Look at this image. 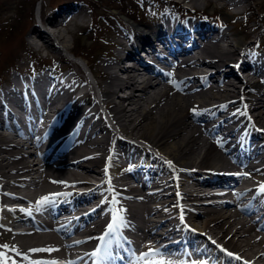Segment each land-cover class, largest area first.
I'll return each instance as SVG.
<instances>
[{"label": "bare ground", "instance_id": "obj_1", "mask_svg": "<svg viewBox=\"0 0 264 264\" xmlns=\"http://www.w3.org/2000/svg\"><path fill=\"white\" fill-rule=\"evenodd\" d=\"M245 1L249 0H205L206 4L214 3L234 14L239 13L238 10L243 7ZM250 1H258L260 5L262 3L261 0ZM126 2L129 3L128 0ZM189 2V0H179L182 8L194 9L188 5ZM71 10L73 6L66 5L42 20V25H50L53 30L50 32L38 27L33 28L31 32L34 41L30 44L37 47V42H41L42 45L46 44L54 48V52L61 53L56 38L66 43L63 32L72 36L73 30L69 29L67 24L61 25L62 29L59 28L57 19L59 17L63 20L68 19L75 29L80 25L79 18L73 16ZM166 11L162 17L167 23H171L172 17ZM199 21L200 19L194 20L191 24L201 35L202 42L194 45L192 50L186 51L182 62L170 70L172 76H162L164 79L162 81H156L154 73L149 77L143 76L135 68L124 66L125 59L131 57L133 51L128 49L124 55L123 41L129 38L132 43V35L120 36L114 28L116 20L112 18L107 21V25L112 28L113 43L118 49L113 51L109 59L97 60L94 71L87 65L91 76L96 80L98 96H92L93 90L89 83H86L82 92L74 97L75 84L71 83L69 78L62 81L63 77L51 73H48L46 78L41 75L31 78L30 85L19 76L12 75L8 83L0 85V120L4 121L11 116L18 120H28L32 108L36 111V105L40 101L38 99L41 98L40 93L45 89L43 104L40 102L39 106L41 110L45 109L44 117L47 113L55 115L53 122L56 125L53 126L61 132L60 139L52 146V143L49 144V138L40 142L38 135L41 125H33L29 139L28 134L21 132L19 128L0 130L1 244L15 246L20 252L27 253L32 260H55L60 264H67V261L71 260L72 248L82 245L84 249H89L88 241L81 239L80 236H73L69 241H80V243H69L67 235L57 233L50 228H44L41 232L18 230L15 226L27 214L22 209L33 208L34 201L44 195L59 193L65 188L76 189L75 187L78 186L91 188L90 194L94 199L90 203L98 198H104L106 199L104 204H111L110 201L118 196L117 207L122 206L126 203L120 186H116L117 192L110 191L106 196L98 192V189L107 182L105 166L109 163L108 158L111 157V161L122 156L134 159L138 153L144 152L155 159L161 167L159 172L150 166L147 167L144 162H140L136 167L139 173L149 171L150 175L148 182L151 188L148 199L151 204L147 207L137 204L143 209H136L139 225L147 227L142 231L144 236L148 235L158 240L172 231L166 227L175 224L172 226L174 228L179 223L181 214V207L177 206L179 205L183 208L184 220L196 228V232L208 234L209 237L217 240V243L244 256L255 257L258 252L264 253V238L260 236L263 234L256 230V224L247 222V218L235 216L232 209H223L222 207L227 204L213 201L211 191L204 187L211 185L209 176L201 178L202 171L205 172L207 169L227 171L231 168L228 156L224 155L213 142L220 143L226 137L234 135L235 129L231 124L238 122L242 116L236 109H225L230 97H236L241 103L249 105L247 112L252 114L243 116L247 121L256 122L261 129H264V106L259 104L264 89L257 88L254 83L256 77H264V52L256 50L253 39L246 46L244 45V38L254 35L255 25L252 27L244 25V36L235 35L230 38L231 35L229 36L227 32L213 27L208 22L199 23ZM50 26L44 27L47 29ZM168 28L172 27L168 26ZM168 28L161 25L158 27V33L164 40L167 39L163 31ZM214 30L216 36L210 33ZM132 39L136 40L135 36ZM223 41L226 43L225 47L221 45ZM188 44L189 42L184 43V45ZM238 57L241 58L240 66L246 69L247 77L243 89L247 87L249 92H242L239 89L241 84L235 85L229 80L231 75L240 78L239 82L243 83L234 66ZM209 67L212 69L207 70ZM170 79L179 82V90L168 83ZM197 81H200V84L194 85ZM211 81L215 84L207 87ZM86 90L89 91L85 92ZM26 96L31 102V107L13 104L18 100L25 101ZM87 96L92 101L87 100ZM194 107L198 109V114L195 116L190 112ZM22 108L29 110L25 114L19 110ZM48 110L50 112H47ZM214 112L222 118L221 122L215 121ZM248 117H251V120ZM1 125L3 124H0V128L3 127ZM210 128H213L212 131L209 130ZM33 133L37 136L35 140L32 138ZM216 133H220L219 137L212 140L213 134ZM122 135L133 142L126 140ZM60 143H64L63 149L59 148ZM45 146L47 150L42 151ZM55 147L60 150L46 157ZM256 158L264 161V153L256 151ZM165 161H172V166ZM263 166L261 165L260 169ZM237 168L235 167L232 173H235ZM257 169V166L250 168L253 171ZM161 173L171 178H159ZM262 173L252 174L248 179L256 182L259 178L261 183L264 180ZM111 177L118 176L115 174ZM235 180L243 184L248 183L247 179H242V182L239 177H235ZM52 181L66 183L59 184ZM112 183L117 185V180H113ZM177 192L180 193L179 197ZM229 193H231L230 189L219 197H226ZM101 199L97 203H100ZM99 206L95 203L93 214H102L98 213L103 208L102 206L98 208ZM122 207L126 209L123 215L127 220L136 212L134 208ZM153 212L160 213L159 220L151 218ZM127 224L128 228L135 227L129 221ZM255 240L258 241L253 242ZM31 248H54L58 251L31 253L29 252ZM8 254L20 261V264L29 263V260L16 257L15 253L9 251ZM257 258L264 260V255L255 257L254 260L259 261Z\"/></svg>", "mask_w": 264, "mask_h": 264}, {"label": "rangeland", "instance_id": "obj_2", "mask_svg": "<svg viewBox=\"0 0 264 264\" xmlns=\"http://www.w3.org/2000/svg\"><path fill=\"white\" fill-rule=\"evenodd\" d=\"M59 1L61 0H43L42 8L44 13H46V11H48L50 7L53 6V4ZM82 1L87 2L90 5V7L93 8V11L95 13L98 14L103 13L106 14V16H112L106 8L102 7L103 4L102 0H82ZM261 2L262 3L260 6L261 9H263L264 11V0H261ZM38 4H40L39 0H0V76L3 77V79L5 78V75L8 73V71L11 69L10 67L11 63L15 64V62L19 60L22 61L23 59L25 61L24 52L25 50H27L25 49V47L29 46L25 42L26 37L28 36L26 32L31 28L34 22L36 23L35 15H37L38 13ZM189 4L196 9H200V10L205 9L208 12L213 11L214 9V4L211 6H207L205 5V0H190ZM245 4L246 3H244V7ZM131 11L136 16L147 14L146 13L147 11L145 10L143 11L140 9L137 12H135L132 9ZM133 14L132 16H135ZM239 20H241V18ZM68 28L73 30V32H72V36L70 33L63 32L64 34L63 36L64 39H66V43L64 42L62 43L56 38L57 45L61 50L60 54L57 53L58 55H63L65 57V55H69V53L67 54L66 50L74 47V49H77L79 53L84 51L87 57V61L95 64L97 61V57L98 55H100L101 52L105 53L106 51L110 50L111 41L107 38V35L108 36L110 35L109 30L104 28V31H102L104 33L106 32L105 33L106 38L104 39L107 40L106 42H103V39H101V36L104 35V33L98 31L94 39L96 43L92 45V43L90 44L91 41L88 40L89 38L86 37L84 33L82 32L80 33L79 31L77 32V30L73 29V26H69ZM49 30L51 32L53 29H49ZM49 30L47 28V31ZM240 35L241 34H239V36ZM84 44L85 46H83ZM35 48H37V52L39 51V54H41V56L39 55L40 57L50 55L53 58H55L53 55L56 54L54 52L55 51L54 48L47 46L46 44L42 45L41 42H37V47ZM100 49L103 50L100 51ZM28 56L30 55L28 54ZM102 58L105 59L104 57ZM103 59H98V60L103 61ZM27 61L33 62V60L30 57H28ZM65 64H67V68L72 71V65L69 63H65ZM90 67L93 70L92 65ZM64 68L66 67L61 65L56 70L59 71L58 69H64ZM23 69H25V66ZM66 72L68 73V70ZM85 74L87 76V73ZM95 81L96 80L94 79V83ZM110 170H112L111 175H115V174H118L119 176L123 175V172L118 171L117 168L115 167L113 168L111 167ZM119 181L121 180L119 179Z\"/></svg>", "mask_w": 264, "mask_h": 264}, {"label": "snow or ice", "instance_id": "obj_3", "mask_svg": "<svg viewBox=\"0 0 264 264\" xmlns=\"http://www.w3.org/2000/svg\"><path fill=\"white\" fill-rule=\"evenodd\" d=\"M236 67H239V65H236ZM169 77L172 76V73H167ZM168 83L172 84L174 87L178 88V81L174 79L168 80ZM225 107V106H221ZM190 112L195 116L198 114L197 108L190 109ZM240 110H237V113H239ZM236 113H234L235 115ZM247 114V104L244 106V113ZM249 120H251V117H248ZM259 131L264 132V129H259ZM109 164L111 161V157L108 158ZM166 164L169 166H172V161H165ZM109 165L106 164L105 167V174L107 175V168ZM244 175H250L248 173H244ZM52 183H59V184H65L64 181H52ZM108 183L110 184L111 181L109 180ZM73 187L75 185H72ZM110 191H114V189H109ZM257 192L260 195H264V183H261L258 188ZM70 193H49L45 196L40 197L36 203H35V209L36 211H40L42 208L47 207L48 205L55 203L60 197L62 196H68ZM177 196H180V193L177 192ZM106 201H102V203H105ZM111 205L113 207L110 210L111 219L109 223L105 226L104 231L101 235L98 237H89V239H95L98 241L95 249L91 251L90 253H86L85 255L88 256L91 260V264H112L115 258H119L121 261L125 259L123 255H120V252L126 251L125 244H130L131 242L127 240L126 237L122 235L120 232V229L128 227L127 221L124 218L123 213L126 212V209H124L122 206L117 207L119 200L118 196L114 197L110 201ZM178 207H181V214H180V220L183 223L184 222V215H183V208L182 206L177 205ZM22 211H25L29 216L32 214V209H22ZM95 211V209H93ZM167 211V209H165ZM87 215V214H86ZM2 227V226H0ZM187 227V225H185ZM192 231H195L194 229H190ZM261 230V229H258ZM209 240L211 238L209 237ZM75 244H79L80 241H75ZM213 244H215V241H212ZM221 248V251L227 255L230 258L241 260L242 257H240L238 254L232 253L231 251H228L227 249L223 248L222 246H218ZM0 264H20V261H18L13 256H10L8 252L15 253L16 257H22L24 260H29V264H60V262L55 260H32L29 258L27 253L20 252L15 246H10L7 243L0 244ZM118 249L119 251H116ZM52 251H58V249L54 248H31L29 249V252L31 253H40V252H52ZM68 264H73V262H68ZM129 264H177L176 261L168 260L164 257V254L160 249H157L150 244L147 246L146 251L140 252L138 255L135 253L134 250L131 252V257L129 258ZM179 264H186V262L181 261ZM191 264H208L207 261H196L192 260ZM244 264H250V262L245 261Z\"/></svg>", "mask_w": 264, "mask_h": 264}]
</instances>
